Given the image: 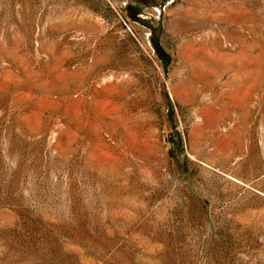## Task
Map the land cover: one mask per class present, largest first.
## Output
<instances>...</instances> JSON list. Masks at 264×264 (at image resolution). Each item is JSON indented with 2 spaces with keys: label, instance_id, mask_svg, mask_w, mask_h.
Instances as JSON below:
<instances>
[{
  "label": "rangeland",
  "instance_id": "rangeland-1",
  "mask_svg": "<svg viewBox=\"0 0 264 264\" xmlns=\"http://www.w3.org/2000/svg\"><path fill=\"white\" fill-rule=\"evenodd\" d=\"M0 0V264H264V0Z\"/></svg>",
  "mask_w": 264,
  "mask_h": 264
},
{
  "label": "water",
  "instance_id": "water-1",
  "mask_svg": "<svg viewBox=\"0 0 264 264\" xmlns=\"http://www.w3.org/2000/svg\"><path fill=\"white\" fill-rule=\"evenodd\" d=\"M172 0H163V2L160 5V10L163 11L165 7L171 2Z\"/></svg>",
  "mask_w": 264,
  "mask_h": 264
},
{
  "label": "flooded vegetation",
  "instance_id": "flooded-vegetation-1",
  "mask_svg": "<svg viewBox=\"0 0 264 264\" xmlns=\"http://www.w3.org/2000/svg\"><path fill=\"white\" fill-rule=\"evenodd\" d=\"M163 2V0H161V3ZM161 5V4H160Z\"/></svg>",
  "mask_w": 264,
  "mask_h": 264
}]
</instances>
